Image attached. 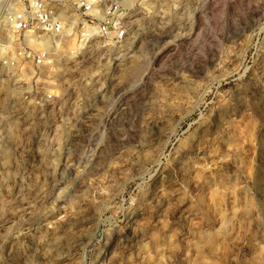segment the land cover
<instances>
[{"label": "rangeland", "instance_id": "374dc122", "mask_svg": "<svg viewBox=\"0 0 264 264\" xmlns=\"http://www.w3.org/2000/svg\"><path fill=\"white\" fill-rule=\"evenodd\" d=\"M106 1L0 69V264H264V0Z\"/></svg>", "mask_w": 264, "mask_h": 264}, {"label": "built area", "instance_id": "2783aa9c", "mask_svg": "<svg viewBox=\"0 0 264 264\" xmlns=\"http://www.w3.org/2000/svg\"><path fill=\"white\" fill-rule=\"evenodd\" d=\"M106 0H76L67 14L80 19V42H99L106 50L121 49L127 40L126 18L117 3L95 16ZM61 0H0V69L7 72H34L51 69L53 54L42 46L46 38H60L76 26L64 23ZM70 12V13H69ZM99 12V11H98ZM4 50V51H3ZM3 51V52H1Z\"/></svg>", "mask_w": 264, "mask_h": 264}, {"label": "bare ground", "instance_id": "6f19581e", "mask_svg": "<svg viewBox=\"0 0 264 264\" xmlns=\"http://www.w3.org/2000/svg\"><path fill=\"white\" fill-rule=\"evenodd\" d=\"M99 17V15H102V13L98 12L97 10H94V15ZM99 14V15H98ZM102 17V16H101ZM61 18H64V13H61ZM75 24V23H74ZM55 40V38H46L44 40V42L42 43V46L44 48L49 49L50 51H52V46H53V41ZM82 43V42H80ZM81 47L83 48V43L81 44ZM4 51V50H3ZM2 52V51H1ZM4 53V52H3ZM56 54V53H55Z\"/></svg>", "mask_w": 264, "mask_h": 264}]
</instances>
